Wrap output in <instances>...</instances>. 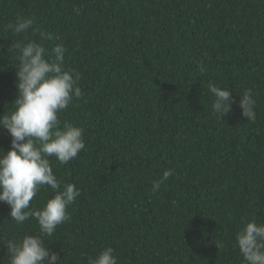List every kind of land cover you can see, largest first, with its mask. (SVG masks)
<instances>
[{
    "label": "trees",
    "instance_id": "obj_1",
    "mask_svg": "<svg viewBox=\"0 0 264 264\" xmlns=\"http://www.w3.org/2000/svg\"><path fill=\"white\" fill-rule=\"evenodd\" d=\"M18 17L33 28L6 30ZM33 41L64 45L82 91L58 119L83 129L85 149L67 164L49 158L62 187L80 190L71 219L44 237L57 264L109 246L117 264H246L236 235L264 223V0H0V116L18 96L14 45ZM210 82L235 101L223 117ZM246 89L254 122L239 107ZM11 139L0 129V155ZM54 195L41 186L29 210ZM9 212L0 202V264L8 240L39 234L35 218Z\"/></svg>",
    "mask_w": 264,
    "mask_h": 264
},
{
    "label": "clouds",
    "instance_id": "obj_2",
    "mask_svg": "<svg viewBox=\"0 0 264 264\" xmlns=\"http://www.w3.org/2000/svg\"><path fill=\"white\" fill-rule=\"evenodd\" d=\"M32 18L18 17L6 30L15 34L33 28ZM41 40L52 39L51 34L40 32ZM19 65L16 72L18 89L14 101L15 110L0 116V129L11 136V148L0 155V202L10 207L9 217L22 224L30 216L39 225V234L25 235L20 240L6 242L9 264H57L58 255L50 252L44 237H51L58 225L71 219L67 212L80 190L73 184H63L50 165V157L60 164H67L85 149L83 129L61 122L58 113L68 107L74 98H80L78 86L80 74L63 69L67 49L57 44L49 52L42 43L17 42ZM203 68L201 72L203 73ZM212 110L222 117L232 111L235 101L231 91L212 84ZM239 107L248 121H255V100L250 89L241 94ZM172 175L163 172L153 181L151 191L158 193L164 182ZM41 186H49L55 195L40 210H29L30 202ZM236 247L246 264H264V223L250 221L236 235ZM87 264H117L112 247H106Z\"/></svg>",
    "mask_w": 264,
    "mask_h": 264
}]
</instances>
